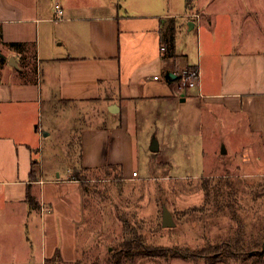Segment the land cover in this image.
Instances as JSON below:
<instances>
[{
  "label": "crops",
  "instance_id": "1",
  "mask_svg": "<svg viewBox=\"0 0 264 264\" xmlns=\"http://www.w3.org/2000/svg\"><path fill=\"white\" fill-rule=\"evenodd\" d=\"M57 2L64 18L58 17ZM203 7L187 0L182 9L169 0L163 12L126 4L98 13L97 7L74 8L67 0H0V50L8 59L0 65V199L7 203L0 208V224L22 214L35 228L11 247L0 236V264H47L58 250L64 264L79 258L85 203L76 169L120 164L129 177L137 146L150 152L148 170L168 163L169 139L203 136L210 112L221 126L245 124L264 145V32L245 29L249 14L214 16ZM171 19L177 27L175 55L162 42ZM7 42L32 49L19 52ZM193 65L200 69V83L183 87L180 71ZM41 95L76 109L95 104L103 120L78 127V151L77 128L69 129L72 137L63 144L71 165L52 179L45 178L35 155ZM154 139L157 151L151 149ZM34 160L41 169L33 181ZM29 184L38 208L27 201ZM5 228L0 225V234Z\"/></svg>",
  "mask_w": 264,
  "mask_h": 264
},
{
  "label": "rangeland",
  "instance_id": "2",
  "mask_svg": "<svg viewBox=\"0 0 264 264\" xmlns=\"http://www.w3.org/2000/svg\"><path fill=\"white\" fill-rule=\"evenodd\" d=\"M170 1L182 9L187 4V0ZM191 1L208 7L209 14L214 16H223L227 12L249 14L251 20L245 29L254 35L264 32V0ZM67 2L74 8L83 5L97 7L98 13L126 4L163 12L169 5V0ZM40 108L37 122L40 127L34 143L37 147L35 155L43 167L40 168L39 162L35 167L38 177L41 169L46 179H52L60 172L66 173L65 169L71 165L68 148L63 144L72 137L73 130L69 129L77 128L74 144L78 151V127L101 124V107L91 104L76 109L71 104L52 103L51 99L41 95ZM85 109L88 115L83 114ZM206 119L203 136L174 135L169 139L172 145L165 154L169 162L155 164L153 169L146 167L150 152L145 154L137 146V161L134 162V172L140 170L137 175L133 172L127 177L122 168L109 166L73 171H80L84 177L85 211L79 228L81 248L75 261L77 264H108L111 252L116 251L120 240L135 228L145 233L148 244L185 248L183 252L194 255L192 258H151L136 254V258L125 264H264V248L254 246L264 235V145L245 124L221 126L218 118H212L211 112L207 113ZM105 122L109 124L106 116ZM48 131H52L50 136ZM223 146L227 153H224ZM204 180L210 183L208 189ZM5 206L7 203L1 198L0 208ZM165 206L174 216V226H163ZM27 220L21 214L10 223L4 221L0 224L6 225L0 236L9 243L8 247L19 238L34 235L33 219ZM225 243L231 244L233 249L234 244L239 247L232 252L204 250ZM48 264L64 263L49 260Z\"/></svg>",
  "mask_w": 264,
  "mask_h": 264
},
{
  "label": "trees",
  "instance_id": "3",
  "mask_svg": "<svg viewBox=\"0 0 264 264\" xmlns=\"http://www.w3.org/2000/svg\"><path fill=\"white\" fill-rule=\"evenodd\" d=\"M190 0H188V4H190ZM173 20H170V23L168 24L169 26V30L167 32V34L162 35V42H164V44H166L167 46V53L168 55H175V49H176V31H177V27L173 24ZM2 38H3V31H2V25L0 24V45L3 44L2 42ZM8 46H10L12 49H15L16 51L19 52H23V51H28L29 49L31 50L32 47L30 45H28L25 42H7L6 43ZM8 61L7 57L5 56H0V65H2L3 63H6ZM24 65L25 63L22 62L21 66ZM2 78H1V73H0V82H1ZM38 161L34 160L32 163V169H31V179L34 180H39L38 177V171L36 170L35 165H37ZM107 166L112 167V168H117L120 167L121 165H112V164H108ZM106 167V166H105ZM90 169V168H87ZM86 169V170H87ZM123 169V168H122ZM74 178L78 179V180H82V185H83V176L82 173L80 171H75L73 173ZM204 186L206 189L209 188V181L208 180H204ZM27 201L31 204V206L33 208H38L40 207V203L36 200L35 195L32 192L31 186L29 184V188H28V192H27ZM145 233L142 232L141 230H139L138 228L132 229V232H128L126 233V235L124 236V238L122 240H120L118 247L116 249V251H112L111 254L108 257V264H125L127 262V260H133L134 258H136L137 255H143V256H147V257H151L152 256H163V257H170V256H185L188 258H192V255H194V253H188V251L185 253L183 252V250H185V248H183V250H181V248L175 249L171 246H165V245H157V244H148L145 241ZM241 245V243H238ZM255 247L258 248H264V235L254 244ZM236 247H239L238 245L234 244V248L233 246L228 245L227 243L225 244H221V245H217L214 246L210 249H204L205 251L209 250H214V249H218L219 251L225 250L228 252H232L236 250ZM245 249L248 250V247H245ZM137 254V255H136ZM49 261V260H48ZM53 262H61V255H60V251L58 250V253L56 254V256L52 259ZM48 264V263H47ZM75 264H77L75 262Z\"/></svg>",
  "mask_w": 264,
  "mask_h": 264
},
{
  "label": "built area",
  "instance_id": "4",
  "mask_svg": "<svg viewBox=\"0 0 264 264\" xmlns=\"http://www.w3.org/2000/svg\"><path fill=\"white\" fill-rule=\"evenodd\" d=\"M55 9L57 11L58 17L59 18H64V9L61 5V3L57 2L55 4ZM198 17L200 16L199 14H196ZM164 48V47H163ZM157 78L159 76H156ZM201 79V72L199 67L197 66H186L181 69L180 71V83L183 87H194L198 86L200 83ZM135 175L138 174V171L134 172Z\"/></svg>",
  "mask_w": 264,
  "mask_h": 264
},
{
  "label": "water",
  "instance_id": "5",
  "mask_svg": "<svg viewBox=\"0 0 264 264\" xmlns=\"http://www.w3.org/2000/svg\"><path fill=\"white\" fill-rule=\"evenodd\" d=\"M3 52L0 50V56H3ZM9 62L19 68L20 65L19 63L17 62L16 58L14 56H11L9 57ZM112 111H116V109H113L111 108ZM151 149L153 151H157L159 149V141L158 139H154L153 142H152V145H151ZM223 150H224V153H227V149H225V147L223 146ZM163 214H164V219H163V226L164 227H167V226H174L175 225V220H174V216L173 214H171V211L170 209L168 208V206H165L164 207V210H163Z\"/></svg>",
  "mask_w": 264,
  "mask_h": 264
}]
</instances>
